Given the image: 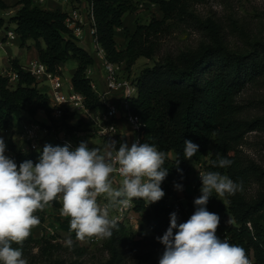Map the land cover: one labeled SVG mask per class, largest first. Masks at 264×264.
<instances>
[{"label": "trees", "instance_id": "trees-1", "mask_svg": "<svg viewBox=\"0 0 264 264\" xmlns=\"http://www.w3.org/2000/svg\"><path fill=\"white\" fill-rule=\"evenodd\" d=\"M87 1L91 4L93 15L94 40L101 44L109 61L125 63L129 67L137 56L152 58L156 54V40L164 31L167 20L183 15L190 0H147L160 9L163 17H152L147 23H137L132 33L124 26V16L138 10L137 0ZM18 4L20 8L7 22L15 24L14 31L22 45L33 40L39 61L50 71L59 73L60 64L76 60L71 84L85 97L86 107L99 106L100 96L93 89L87 74L95 60L90 51L80 45V37L67 25L68 14L34 6L31 0H19ZM8 7L4 0H0V10ZM4 24L0 17V27ZM117 28L126 31L128 40L124 48L117 46ZM12 66L19 73L16 84L11 85L9 79L0 74V129L9 128L13 119L20 118L23 113L34 118L39 111H44L50 121L54 120L53 107L47 95L38 89L35 78L24 71L16 59L12 60ZM261 77H264V43L247 54H239L218 42L205 46L198 53L146 66L135 78L138 92L131 100V111L141 120L137 136L140 143L155 145L165 152L163 166L168 170L161 183L165 193L162 199L151 204L142 199L133 200V211L145 220L150 229V234L143 239L145 242L164 250L157 237H162L170 226V215L175 212L177 223H182L180 213L170 198H176L174 185L180 184L183 188L185 176L191 169L189 159L184 157V140H190L199 145L198 152L192 157L196 161L212 148L209 161L205 163V172L218 171L234 182L242 183V191L224 196L232 218L225 234L230 244L245 249L252 264H264V166L247 158L242 149L248 133L258 131L264 134V114L253 118L242 117L243 107L238 101L244 87ZM68 117L63 115L61 126L67 133H72L76 128L66 122ZM41 125L47 128L46 123ZM262 143L264 148V141ZM44 146L39 151H24L9 140L7 150L13 152L11 159L19 166L26 160L34 164L39 162ZM217 153L231 160L232 164L225 168L213 167L212 161L217 159ZM254 181L260 184V189L255 194H249L248 188ZM196 193L198 198L201 192L197 187ZM214 202L210 197L206 208L219 214L221 208L214 206ZM50 204L61 207L59 200ZM189 207L194 213V202ZM36 215L40 223L45 221V209ZM60 227L70 233L68 219L61 221ZM125 231V224L118 223V229H113L111 237H118ZM173 231L175 233L176 230ZM70 234L75 239V233ZM39 243L40 240L35 239L31 231L22 245L13 243L12 247L19 248L22 258H27Z\"/></svg>", "mask_w": 264, "mask_h": 264}, {"label": "clouds", "instance_id": "clouds-1", "mask_svg": "<svg viewBox=\"0 0 264 264\" xmlns=\"http://www.w3.org/2000/svg\"><path fill=\"white\" fill-rule=\"evenodd\" d=\"M116 143L107 142L103 152L89 148L84 141L74 150L70 144H46L39 162L26 160L17 166L5 155L6 144L0 137V264H28L22 251L12 244L22 245L29 238L32 229L40 224L36 213L53 201L61 202L60 214L70 218L69 231L75 233V240L84 242L93 237L111 238L113 229H118L117 219L110 217L112 209L128 208L134 199L151 204L163 198L161 183L168 175L163 166L165 152L138 141L130 147L120 143L116 150ZM184 145V157L191 159L199 145L190 140H184ZM216 155L213 167L232 164L219 153ZM113 173L122 178L118 188L113 187ZM200 178L201 195L194 200L195 212L179 224L173 212L170 226L162 237H157L164 245L159 264H251L242 246L217 236L220 217L206 208L213 192L220 197L235 195L243 190L242 183L218 171L200 173ZM174 187L182 188L180 184ZM98 197L108 203L102 207ZM64 245L72 249L71 236Z\"/></svg>", "mask_w": 264, "mask_h": 264}, {"label": "rangeland", "instance_id": "rangeland-1", "mask_svg": "<svg viewBox=\"0 0 264 264\" xmlns=\"http://www.w3.org/2000/svg\"><path fill=\"white\" fill-rule=\"evenodd\" d=\"M137 1L138 10L124 17L125 27L130 33L134 31L137 23H147L152 17L157 19L163 17L156 5L153 6L147 0ZM127 40L124 29L117 37L119 47L125 46ZM156 42L157 51L152 58L137 56L129 67L122 63L119 69L121 75L135 79L146 66L166 62L170 58L178 59L189 56L200 52L207 45H215L218 42L228 50L239 54L253 51L260 43H264V0H190L183 15L167 20L165 29L159 33ZM80 45L86 48L87 44L81 40ZM89 51L93 52V49L90 48ZM3 56V50L0 49V61ZM76 66V60H69L65 64L64 73L60 71L65 79V85L70 84L72 71ZM87 74L89 75L88 71ZM96 91H98L97 87ZM238 101L243 107L242 117L253 118L264 114V77L248 83L239 94ZM101 106L100 100L96 108ZM62 114L74 115L72 123L76 128L75 131L83 132L81 136H77L73 133L74 131L69 133L67 137L72 142L79 145L83 140L81 137L96 135V132H91L94 128L90 120L85 121L81 111L69 112L63 108ZM22 115L28 116L26 113ZM45 119V115H41L40 120ZM47 119L49 133L44 136V142L52 146L63 147L58 136L60 130L63 129L62 120L52 119L50 121L49 117ZM12 139L16 146L20 143L19 138ZM245 140L242 147L245 156L264 166L262 146L264 134L258 131L250 132ZM132 143H129V147ZM211 149L210 147L208 153L198 161L189 159L191 169L185 176L183 188L176 189L175 199L170 198L173 205L177 203L180 206L181 211L178 212L182 223L193 214L189 204L197 198L196 187L199 190L202 187L200 173H206L205 163L209 161ZM170 156L173 158L172 154ZM121 179L120 176L113 179V187L118 188ZM259 189L260 184L254 181L248 188V192L255 194ZM212 197L215 200L214 206L219 205L221 208L217 214L220 217V223L216 233L221 239V233L228 228L230 215L225 197H220L215 192L212 193ZM97 202L101 206L108 203L104 197H98ZM61 207L56 208L51 204L45 207V221L32 230L34 238L40 240V243L32 249L27 258H24L28 264H159L164 250L143 240L150 234V229L146 226L145 220L138 213H134L133 206L130 207L123 220L126 226L125 233L108 239L93 237L84 242L76 241L71 237L74 240L72 249L64 245V241L72 235L60 227L61 221L70 220L69 217L61 216ZM114 212L115 209L110 211V217Z\"/></svg>", "mask_w": 264, "mask_h": 264}, {"label": "built area", "instance_id": "built-area-1", "mask_svg": "<svg viewBox=\"0 0 264 264\" xmlns=\"http://www.w3.org/2000/svg\"><path fill=\"white\" fill-rule=\"evenodd\" d=\"M31 2L34 6L42 7L47 2V0H31ZM89 17L91 21L89 30L93 35L95 33V28L93 26L91 4ZM81 22L82 20L78 13H74L72 16L68 15L66 19L67 25L78 37H81L83 33L82 26L80 25ZM5 33L9 40H14L18 37L12 28H6ZM95 43L97 46L96 54L101 59L102 68L104 70L105 89L101 94V98H106L108 96L116 97L114 101L106 103V107L97 115L100 122L104 123V126L99 129L97 135L108 142L114 140L117 142L116 144H118L122 140V133L119 131L116 121L121 118L135 132V139L133 143L137 141L140 143L139 137L137 136V131H139L141 127V120L131 111V100L137 96L138 92L137 83L135 79L123 77L119 71L121 64L109 61L101 44L96 41ZM21 68L24 71L29 72L35 78L37 87H39V89L47 95L48 101L53 107L54 119H62V109L64 108L69 112L81 111L88 121L91 119L94 120V116L96 114L95 108L86 107L85 97L73 88L71 80L70 84L65 85L63 74L60 73V66H58L59 73L50 71L44 63L37 60L30 62L27 66ZM0 74L4 77H7L11 85L18 82L19 73L18 70L13 69V67L10 69H0ZM92 87L96 90V86L93 83ZM48 133L49 130L38 122L30 121L24 123L21 126L20 143L17 144V146L24 151H39L41 147L46 144L44 142V136ZM73 133H75L77 136L83 135V132L80 131H74ZM68 134L69 133H67L65 129H61L58 133V136L60 137L64 146L66 144H70L71 149L74 150L78 145L76 142H72L67 137ZM113 175L119 176L118 173H113ZM132 206L133 201L128 208H115V212L112 217L117 219V223H123L128 210ZM174 208L177 211H181L180 206L177 203L174 204ZM221 240L228 241V237L225 232L221 233Z\"/></svg>", "mask_w": 264, "mask_h": 264}, {"label": "crops", "instance_id": "crops-1", "mask_svg": "<svg viewBox=\"0 0 264 264\" xmlns=\"http://www.w3.org/2000/svg\"><path fill=\"white\" fill-rule=\"evenodd\" d=\"M9 7L4 10H0V17L3 18L5 21V24L0 27V49L3 50L4 56L1 58L0 61V69L3 68H8L10 69L12 66V60L16 59L21 67L27 66L30 62L37 61L39 60L38 58V52L35 46V43L33 40H28L25 45H22L21 40L19 37L15 38L14 40H9L6 37L5 30L6 28H12L15 29V24H10L7 22L8 18L10 16H13L18 8H20V4H18L19 0H4ZM153 6L155 4L151 3ZM44 9H49V10H60L62 12H66L68 15L72 16L74 13H78L79 17L81 18V26H82V35L80 39L82 42H84L86 45V49H93V52H90L95 60L94 65L88 69L89 77L92 80V83L97 87V92L100 95V100L102 103L101 107L95 108V116L94 120L91 119V126L94 128L91 132H96V135L91 137L88 136L86 138H82V141L88 142V145L91 148H99L103 152L105 150L106 144L108 141L104 140L103 138L99 137L97 135V132L99 131L100 128L104 126V123H101L98 114L106 107V103H110L116 99V97L108 96L106 98H101V94L105 89L104 85V70L102 68V62L101 59L97 56L96 54V43L94 41L93 35L90 33V26H91V21L89 17V10H90V3L87 0H47V2L41 7ZM125 17V16H124ZM125 26V24H124ZM122 31H124V28H117L115 31V39L117 42V37L118 34H121ZM127 43V42H126ZM118 48H124L125 46H120L117 43ZM14 48V49H13ZM25 52V53H24ZM25 55V57H23ZM68 62V61H67ZM62 63L60 64V69L64 73V68L65 64L67 63ZM77 67V66H76ZM76 69V68H75ZM75 69L72 71V75L75 71ZM71 75V76H72ZM96 84H95V83ZM39 89V87H38ZM41 115H45L46 119L40 120ZM83 115V114H82ZM53 116V112H52ZM74 115H69V117L66 119V122L72 126L74 125L72 123ZM84 116V115H83ZM48 116L45 114L44 111H39L34 118H30L29 116L21 115L20 118H15L13 119L12 125L9 128L6 129H0V137H2L5 141L6 144V151L5 155H7L9 158H12L13 152L7 150L8 148V142L9 140H13L12 138H19L21 137L20 131H21V126L24 123L34 121L38 123H47L48 121ZM86 121V117L84 116L83 118ZM117 127L119 131L122 133V140L116 144V150L119 149L120 143H132L133 139L135 138V132L134 130L121 118H119L116 121ZM130 141V142H129ZM114 155V154H113ZM117 175H112V179L117 178ZM137 214L136 212H134ZM232 221V218L230 216V220L228 223Z\"/></svg>", "mask_w": 264, "mask_h": 264}]
</instances>
